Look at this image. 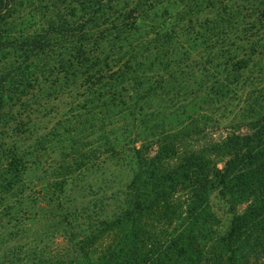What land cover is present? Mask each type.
<instances>
[{"label": "trees", "instance_id": "16d2710c", "mask_svg": "<svg viewBox=\"0 0 264 264\" xmlns=\"http://www.w3.org/2000/svg\"><path fill=\"white\" fill-rule=\"evenodd\" d=\"M0 264H264V0H0Z\"/></svg>", "mask_w": 264, "mask_h": 264}, {"label": "rangeland", "instance_id": "374dc122", "mask_svg": "<svg viewBox=\"0 0 264 264\" xmlns=\"http://www.w3.org/2000/svg\"><path fill=\"white\" fill-rule=\"evenodd\" d=\"M13 107H16V105H14ZM10 106L5 108V111L9 110ZM33 118H36V116H33ZM46 119H44V121H42L43 125H37L36 128H44L48 123L45 122ZM53 122H51L52 124ZM50 124V125H51ZM36 174V172H34ZM73 193V192H72ZM213 203L216 207V211L218 212V214L220 216H222L223 219L224 215H225V208L224 206L216 200H213ZM32 226L30 227L31 229V233H36V232H43V237H42V244L41 247H45V253H54L55 251H63L61 249H63L65 247V237L64 234L62 233V231H54L52 229H46V227H43L41 222H32ZM45 235V236H44ZM28 236V235H27Z\"/></svg>", "mask_w": 264, "mask_h": 264}]
</instances>
